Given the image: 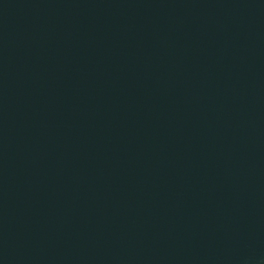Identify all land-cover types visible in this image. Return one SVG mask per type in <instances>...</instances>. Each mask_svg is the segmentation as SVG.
<instances>
[{
	"label": "water",
	"instance_id": "1",
	"mask_svg": "<svg viewBox=\"0 0 264 264\" xmlns=\"http://www.w3.org/2000/svg\"><path fill=\"white\" fill-rule=\"evenodd\" d=\"M0 264H264V0H0Z\"/></svg>",
	"mask_w": 264,
	"mask_h": 264
}]
</instances>
